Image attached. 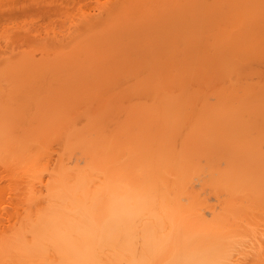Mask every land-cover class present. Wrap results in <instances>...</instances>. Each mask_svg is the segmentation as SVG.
I'll use <instances>...</instances> for the list:
<instances>
[{
  "label": "bare ground",
  "instance_id": "6f19581e",
  "mask_svg": "<svg viewBox=\"0 0 264 264\" xmlns=\"http://www.w3.org/2000/svg\"><path fill=\"white\" fill-rule=\"evenodd\" d=\"M99 12L1 70L0 264H264V0Z\"/></svg>",
  "mask_w": 264,
  "mask_h": 264
},
{
  "label": "rangeland",
  "instance_id": "374dc122",
  "mask_svg": "<svg viewBox=\"0 0 264 264\" xmlns=\"http://www.w3.org/2000/svg\"><path fill=\"white\" fill-rule=\"evenodd\" d=\"M0 2L2 3V5L0 3L1 5L0 8L6 7V3H7V7H8V3L9 5L15 4L14 7H16L15 9L11 5L12 7L9 8V9H13L11 10V12H9L10 10L6 11V9H5L6 12L3 9H1L3 10V12L0 10V12H2L1 13L2 15L0 16V21H1L0 22V62H1L0 64L1 66L2 64L5 66V67L2 66V68L0 67V71L1 70L3 71L4 68L7 67L11 68V66H13L14 69L16 67L17 72L20 73L19 70H22V68H25L28 65L26 62H24V60L27 61L28 56L26 57V55L28 54L30 55L31 52L34 54L33 56H39L43 54V53L41 54L40 51L49 52L50 50L49 47L55 44H56V48L58 49L57 45H60L62 47L64 45V47H66L67 46L66 42L68 40L74 41V38L76 39V37L78 36L77 35L78 33L75 31L77 29L76 27L81 26L80 23L82 22L83 15L87 14L86 17H88V14L92 12H93L92 14L93 16L95 15V13L96 15H98L99 10L102 9L103 4H105L107 0H35V1L34 0H9V1L0 0ZM13 2L15 3L13 4ZM19 6H21L22 8H20ZM90 15L89 18L91 17ZM77 30H79V28ZM78 32L80 33V31ZM44 43H45L44 46L46 48L43 47ZM72 44H76V41H74V43L70 42V45ZM70 45L68 42V46ZM43 48H45V50ZM30 56H32V54ZM24 57H26V59H24ZM9 64H11V66ZM2 71L0 73V80L1 82H4L5 85L7 84L6 86L4 85L5 88L3 87L2 84V88L4 89L3 92H8L11 90L10 87L12 88L11 85L15 86L17 83L16 81H18L20 78L22 79V77H19L17 74V76L19 77L18 80H14L16 83L15 82L12 83V81H9L8 79L5 78L6 76H4ZM8 72H10V70ZM15 74L16 73H14V75ZM17 76L15 75V78H17ZM20 76H23L22 73L20 74ZM20 80L18 82H20ZM17 84L19 86L20 83ZM29 85L27 86V89L33 90L32 88L35 85H33L32 87L31 85L30 86ZM17 91L18 90L14 89L11 92H17ZM15 101L17 100L15 99Z\"/></svg>",
  "mask_w": 264,
  "mask_h": 264
}]
</instances>
